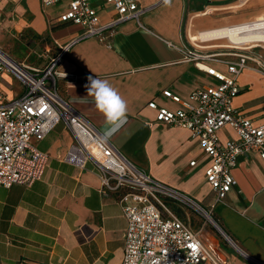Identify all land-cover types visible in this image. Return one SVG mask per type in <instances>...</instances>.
I'll list each match as a JSON object with an SVG mask.
<instances>
[{
    "label": "crops",
    "instance_id": "0c3cea01",
    "mask_svg": "<svg viewBox=\"0 0 264 264\" xmlns=\"http://www.w3.org/2000/svg\"><path fill=\"white\" fill-rule=\"evenodd\" d=\"M141 3L150 6L141 15L143 27L128 20L118 25L106 42L88 37L68 48L57 67L58 94L103 134L105 119L85 85L88 75L108 80L128 105L126 123L107 139L116 152L213 214L234 246L221 243L210 225L205 239L227 264L264 262V162L259 154L252 151L239 157L232 169L236 185L216 202L204 176L208 157L198 141L186 128L156 121L155 110L147 105L154 100L159 107L176 110L180 103L165 96L163 90L186 99L194 88L215 84L212 76L184 60L177 47L188 44L192 34L257 18L264 12V0ZM65 8L66 1L43 6L41 0H0V45L5 40L13 42L14 59L42 66L48 56L82 31L78 25L57 20ZM99 16L106 20L109 13L100 9ZM23 31L28 40L32 35H46L49 41L43 51L20 41L17 36ZM223 39L210 41L223 43ZM211 65L225 71L221 63ZM13 79L10 74L3 75L7 97L20 93L6 87ZM238 83L240 92L234 106L255 124H264V77L245 69L238 75ZM217 137L237 136L233 129L224 127L217 131ZM73 141L65 122H57L36 143L48 154L43 176L29 186L0 185L1 264L120 263L126 218L116 194L100 191L99 170L93 161L88 160L80 169L63 160ZM191 160L196 163L190 165Z\"/></svg>",
    "mask_w": 264,
    "mask_h": 264
},
{
    "label": "built area",
    "instance_id": "2783aa9c",
    "mask_svg": "<svg viewBox=\"0 0 264 264\" xmlns=\"http://www.w3.org/2000/svg\"><path fill=\"white\" fill-rule=\"evenodd\" d=\"M60 1H66V8L57 20L78 25L82 31L56 54L48 56L42 66L16 61L0 48V185L29 186L39 180L48 154L36 143L57 122L64 121L74 141L63 160L80 169L88 160L93 161L99 170L100 191L116 194L126 218L119 264H227L226 258L205 239L210 223L218 227L211 212L185 193L152 178L116 152L108 140L100 142L102 134L57 91L56 80L60 75L57 67L72 44L88 37L106 42L118 25L128 20L143 27L141 15L150 6L142 5L141 0H41V3L50 6ZM100 9L109 13L106 20L100 19ZM188 39V44L177 47L183 59L204 70L216 83L194 88L186 99L163 90L165 96L180 103L176 110L159 107L154 100L147 105L155 110L156 121L186 128L190 137L198 141L202 153L208 157L205 180L216 202H220L237 183L232 169L240 156L255 151L264 162V124H255L233 104L240 92L238 75L243 70H254L264 77V42ZM212 63L223 64L225 71ZM5 73L21 82L18 95L7 97L5 94L2 87ZM224 127L233 129L237 137L219 140L217 131ZM195 163L191 160L189 164ZM164 198L203 212L205 220L197 229H192L167 210L162 202Z\"/></svg>",
    "mask_w": 264,
    "mask_h": 264
},
{
    "label": "rangeland",
    "instance_id": "374dc122",
    "mask_svg": "<svg viewBox=\"0 0 264 264\" xmlns=\"http://www.w3.org/2000/svg\"><path fill=\"white\" fill-rule=\"evenodd\" d=\"M260 16H264V12ZM260 16H258V17H260ZM257 18L250 20L248 22H244V23H251V22L255 21ZM237 25H239V24H237ZM24 26L26 27L27 25L25 24ZM226 27H228V26H226ZM17 37L24 44H28L29 47H36L38 49H42L41 51H43L44 45L46 43H48V41H49V38L44 34L43 35H32L31 40H28L25 38L26 35H25L24 31L21 32ZM222 38H224L223 40H225L224 41L225 43L231 42L226 37H222ZM249 43H253V42H249ZM13 47H14V43L13 42L10 43V42H8V40L3 41L0 45V48L4 52H6L10 57L12 56V58L15 57V55L12 54L13 53L12 52ZM14 60H16V59H14ZM16 61H18V60H16ZM21 62H23V61H21ZM25 63L30 64L28 61H25ZM6 87L12 89L13 92H15V93L21 91V89H22L21 82L16 80V79H13L10 82L8 81L6 83ZM162 202L164 203V206L167 208V210L169 212H171L172 214H174L175 216H177L178 218L183 220L192 229L196 228L200 222L205 220V214L203 212L196 211L195 209L191 208L190 206H187L185 204L179 203L175 200L168 199V198H164ZM210 215H211L212 219L215 221V223L220 228H222L220 223L218 222V220H216V218L213 216V214H210ZM209 225H210V229H212L215 232L216 237L219 239V241L221 243H223L227 247H229V246L232 247V244L228 241L226 236H224L217 229V227H215L212 223H210Z\"/></svg>",
    "mask_w": 264,
    "mask_h": 264
},
{
    "label": "clouds",
    "instance_id": "9594fccd",
    "mask_svg": "<svg viewBox=\"0 0 264 264\" xmlns=\"http://www.w3.org/2000/svg\"><path fill=\"white\" fill-rule=\"evenodd\" d=\"M171 0H163L164 5H169ZM88 95L94 98L97 110L105 119V131L102 134L104 142L110 139L127 121L128 105L118 90L108 80L89 76L85 85Z\"/></svg>",
    "mask_w": 264,
    "mask_h": 264
},
{
    "label": "bare ground",
    "instance_id": "6f19581e",
    "mask_svg": "<svg viewBox=\"0 0 264 264\" xmlns=\"http://www.w3.org/2000/svg\"><path fill=\"white\" fill-rule=\"evenodd\" d=\"M222 37H226L233 43L264 42V16L258 17L251 23H242L235 26L218 28L216 30L201 32L196 35L192 34L190 38L192 40L197 39L198 41V39L210 40Z\"/></svg>",
    "mask_w": 264,
    "mask_h": 264
},
{
    "label": "water",
    "instance_id": "95a60500",
    "mask_svg": "<svg viewBox=\"0 0 264 264\" xmlns=\"http://www.w3.org/2000/svg\"><path fill=\"white\" fill-rule=\"evenodd\" d=\"M218 227H219V226H218ZM218 227H217V229L223 233L222 229H221L220 227H219V228H218ZM223 234H224V233H223Z\"/></svg>",
    "mask_w": 264,
    "mask_h": 264
}]
</instances>
